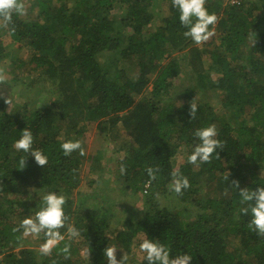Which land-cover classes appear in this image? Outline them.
I'll return each instance as SVG.
<instances>
[{"label": "trees", "instance_id": "16d2710c", "mask_svg": "<svg viewBox=\"0 0 264 264\" xmlns=\"http://www.w3.org/2000/svg\"><path fill=\"white\" fill-rule=\"evenodd\" d=\"M21 2L23 10L10 20L0 14V63L11 60V80L0 81V264H107V245L121 248L127 264H146L130 260L144 237L160 239L172 254H192L189 264H264V235L249 227L233 184L264 185V0H206L217 20L200 44L184 36L172 0ZM50 90L62 93L54 108L24 102L7 109L17 91L35 97ZM193 99L198 112L191 120ZM63 118L70 119L60 128ZM89 123L102 140L119 142L111 178L117 188L105 181L81 191L84 180L89 186L97 181L87 180V168L92 175L104 171L106 147L83 156L60 149L62 140L81 139ZM209 124L221 148L208 162L189 163L194 130ZM24 127L33 133V147L47 155L45 166L14 148ZM120 127L128 135L120 136ZM177 170L190 181L179 195L170 190ZM47 190L65 195L68 219L60 229L65 239L39 263L20 241L19 224ZM112 190L140 200L135 204L143 214L135 219L134 208L125 210ZM165 193L173 198H162L163 205L158 198ZM177 201L188 205V216ZM123 210L127 214L112 223ZM69 225L80 230L74 242L66 237Z\"/></svg>", "mask_w": 264, "mask_h": 264}, {"label": "clouds", "instance_id": "9594fccd", "mask_svg": "<svg viewBox=\"0 0 264 264\" xmlns=\"http://www.w3.org/2000/svg\"><path fill=\"white\" fill-rule=\"evenodd\" d=\"M172 6L178 10L179 20L185 26V37H190L196 44H200L213 34L210 26L215 25L217 16L214 12H209L206 7V0H172ZM23 4L21 0H0V14L5 19H11L13 11L21 12ZM6 102L10 103L7 98ZM198 104L194 99L190 102V119L197 116ZM193 136L197 142L192 145L191 151L187 154V161L195 164L210 161L217 149L221 148V141L217 136V128L214 124L198 127L194 130ZM33 133L29 127L21 129L17 139L13 141V146L17 151L31 155L38 165L45 166L48 161L47 155L40 149L33 147ZM60 149L64 155H70L79 152L81 156L85 155V148L80 139H65L60 143ZM27 155V156H28ZM21 167L25 164V157L21 159ZM120 173L126 172V165H120ZM151 179L156 178V170L152 167L146 169ZM173 180L170 184V190L176 194H182L183 190L190 187V181L187 176L179 170L173 174ZM239 192L240 203L243 207L240 212L250 216L249 227L253 228L257 234L264 235V185L256 188L239 187V182H233ZM40 204L35 206L32 214H27L21 219L19 228L25 235L32 234L39 236L43 234L44 240L39 246V251L43 255L51 253L60 241L65 239V233L60 229L65 227L68 219L65 213V195L59 190H47L40 197ZM142 208V207H140ZM143 209V208H142ZM66 233L69 238L77 237L80 230L69 225ZM139 252L142 254V262L146 264H189L192 254L179 252L172 254L170 247L157 238L144 237L140 240ZM116 246L107 245L104 248V258L107 264H127L128 256L124 253L119 259L116 255ZM64 252H68L66 246Z\"/></svg>", "mask_w": 264, "mask_h": 264}, {"label": "rangeland", "instance_id": "374dc122", "mask_svg": "<svg viewBox=\"0 0 264 264\" xmlns=\"http://www.w3.org/2000/svg\"><path fill=\"white\" fill-rule=\"evenodd\" d=\"M163 4H165L163 2ZM26 5H28V3H26ZM26 5H25V8H26ZM24 12V11H23ZM25 14V12L23 13ZM1 28V27H0ZM1 32V30H0ZM2 33V32H1ZM2 36V35H0ZM211 46H214V43L212 41L211 43ZM21 56H26V54H22L20 53ZM12 58H14V55H12ZM11 58V59H12ZM5 62L6 60H8L7 58L4 59ZM10 60V59H9ZM11 61V60H10ZM9 62H6V64H1L0 63V81H10L11 80V74L10 72L6 71L8 70V66L10 63ZM48 84H52L50 82H48ZM15 89V88H14ZM31 94V91H29V93L27 95H24L23 93L21 92H15L13 95H10L9 98H10V103L8 105V110H13V106H19L21 105L22 103H27L28 104V107L30 108H37V107H41V106H52V108H54L53 105H55V103L57 101H59L58 99L61 98V92L60 91H53V90H50V91H44L43 93L37 95V96H32L30 95ZM57 100V101H56ZM212 103L214 104V106H216L217 108L219 107L220 105V102L218 101L217 98H214L212 99ZM16 104V105H15ZM70 118H63L60 120V122L62 123V125H60V128L61 127H65L67 124H68V121H69ZM84 124V123H83ZM82 124L81 123H78L77 122V126L80 127ZM64 132V129L60 130V135H62V133ZM118 133L120 134V136H126L128 135V132L126 130H124L122 127L118 128ZM128 137V136H127ZM80 140H83L86 142V148H85V151L86 153L88 152H95L97 151L98 148H104L106 147V151H107V156L105 157V160L102 161V165L104 167V171L102 172H94V174L92 175V172H91V169L90 168H87L85 170V172L87 173V180H91V179H94V180H97L95 183H92V186H89L87 185V183H85V180L83 181L82 183V188H81V191H92V190H97L96 188L99 187L101 184H103V182L106 181V185L107 186H114V188H117V186H115L116 184H118L117 181H114V179H111L112 177L116 176L113 174L114 170H112V168L115 165V163H117V158H116V148H119V142L116 140V141H112L109 137H107V139L105 140H102V138L99 137V133L97 132L96 128L94 127V124H87L84 129H83V132H82V136H81V139ZM113 147V148H112ZM110 151H112V153L110 154ZM113 154V155H112ZM118 156V155H117ZM179 162H184V159L183 158H180L179 159ZM196 167V166H194ZM108 172L110 171L109 173V179L106 180V176H108L105 172ZM108 178V177H107ZM213 185H214V182H213ZM207 187H205L202 191V193H205L206 192V189ZM115 190V189H114ZM114 190H112L110 193L112 195V197L114 198H118L117 200H121V202L123 203L125 210H129L130 208H134L132 211H130V213L132 214V216H134V218L136 219L137 217H139L141 214H143L142 210L139 212V209L141 207V205H137L135 204V202H137L138 199L134 198V196H123L118 194L117 191L114 192ZM128 192V191H127ZM96 193V195L98 194L99 196H101L102 194H104L105 192H101V191H96L94 192ZM129 195V193H127ZM95 195V196H96ZM164 197L161 196V198H158L159 201L165 205L164 203V199L162 198H166V199H170L173 198V195H170L168 193H165L163 194ZM95 199L93 198L92 196V200ZM90 201V199H88ZM139 203L140 200H138ZM175 202V201H174ZM177 205L179 204V212L181 214H183V216H188L189 213H190V208L188 207V205L186 203H182V201H177ZM138 206V207H137ZM173 207H175L176 205H173ZM118 207V204L116 205V209ZM137 208V210H136ZM125 214H127V212H124L123 211H120L119 214L115 215L112 219V223H116V221L118 219H122ZM133 218V219H134ZM118 220V221H120ZM116 225V224H115ZM114 224L111 225V229L115 226ZM111 232V230H110ZM112 233V232H111ZM114 233V232H113ZM113 235V234H111ZM24 237L22 240H20L23 244V246H25V248H29L33 251L37 261H39V263H41L43 261V254L40 253L39 251V246L40 244L43 242L41 239H39L38 236L36 235H25L24 234ZM68 239H70L71 241L74 242V238H69L68 235L66 236ZM116 252H119L118 256L120 257V252H121V248H119L118 250L116 249ZM133 257L131 260V262H136L138 260H140L142 258V254L139 252V250H133ZM1 258V257H0ZM129 262V261H128ZM127 262V263H128Z\"/></svg>", "mask_w": 264, "mask_h": 264}, {"label": "built area", "instance_id": "2783aa9c", "mask_svg": "<svg viewBox=\"0 0 264 264\" xmlns=\"http://www.w3.org/2000/svg\"><path fill=\"white\" fill-rule=\"evenodd\" d=\"M226 1H227V3L234 4V3H236L238 0H226Z\"/></svg>", "mask_w": 264, "mask_h": 264}]
</instances>
